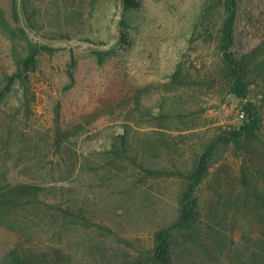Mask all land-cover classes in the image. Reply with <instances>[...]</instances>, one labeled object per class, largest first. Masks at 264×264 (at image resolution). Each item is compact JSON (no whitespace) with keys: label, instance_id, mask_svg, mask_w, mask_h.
Wrapping results in <instances>:
<instances>
[{"label":"rangeland","instance_id":"obj_1","mask_svg":"<svg viewBox=\"0 0 264 264\" xmlns=\"http://www.w3.org/2000/svg\"><path fill=\"white\" fill-rule=\"evenodd\" d=\"M15 1L0 0V10L13 27ZM138 1V7L125 9L120 0H83L86 21L77 36L52 41L42 38L51 44L76 43L54 46L57 49L52 53L41 52L35 69L2 95L0 181L69 185L95 214L127 235L146 239L156 224L174 216L178 180L146 179L140 182L144 193L126 181L111 179V174H94L91 169L71 171L63 179L53 145L56 118L63 132H72L64 139L65 146L89 154L109 149L126 124L137 135L149 136L150 128L158 125L153 115L175 108L184 115L183 121H170L169 127L161 129L180 145V155L188 160L205 136L218 126L238 122L243 110L241 101L224 85L185 88L170 83L179 62L198 80L216 64V49L204 47L200 32V37L191 40L206 0ZM235 36L234 49L240 52L263 40L264 0H238ZM24 46L0 19V92L6 90V76L17 68L15 50L22 52ZM95 51L108 53L100 57ZM71 54L76 60L72 68ZM257 89L252 87L250 98H260ZM37 159L43 160V167ZM224 159L236 166L229 153ZM46 230L44 225L0 222V259L19 240H58ZM68 238L77 247L86 241L81 234ZM93 245L91 242L84 249L89 261L97 257L89 251Z\"/></svg>","mask_w":264,"mask_h":264},{"label":"trees","instance_id":"obj_2","mask_svg":"<svg viewBox=\"0 0 264 264\" xmlns=\"http://www.w3.org/2000/svg\"><path fill=\"white\" fill-rule=\"evenodd\" d=\"M120 1L125 9L139 6L138 0ZM83 4V0H21L18 9L15 1L14 27L0 10L2 26L25 43L22 52L15 50L17 68L6 76L0 100L15 81H24L35 69L41 52L57 49L49 42L32 40L21 17L47 41L72 39L86 21ZM237 9L238 0H206L191 40L200 35L204 47L213 46L216 64L199 80L192 78L183 62L171 74L170 83L177 87L224 85L241 101L244 112L242 120L218 126L205 136L188 160L182 158L180 145L161 129L170 121H183L184 115L175 108L153 115L158 125L150 128L149 136L137 135L126 124L109 149L89 154L65 146L64 139L72 132H63L56 118L53 145L63 179L71 171L91 169L145 193L140 182L172 177L179 184L174 216L156 224L150 238L144 239L125 234L95 214L69 185L0 181V222L44 225L46 232L51 230L58 238H41L37 243L30 238L19 240L4 253L0 264H264V38L243 52L234 49ZM95 52L100 57L108 53ZM75 64L71 54L69 66ZM252 87L258 88L260 98H250ZM227 153L236 163L234 168L221 160ZM37 161L44 166L43 160ZM79 234L86 240L81 247L68 238ZM91 242L95 250L89 251L97 255L93 261L84 251Z\"/></svg>","mask_w":264,"mask_h":264},{"label":"water","instance_id":"obj_3","mask_svg":"<svg viewBox=\"0 0 264 264\" xmlns=\"http://www.w3.org/2000/svg\"><path fill=\"white\" fill-rule=\"evenodd\" d=\"M17 2H18V9H21V0H17ZM20 22H21L22 27L25 29V31L29 34V36L31 38H33L35 40H38V41H41V42H44V43H47V41H45L42 38H40L38 35H36L32 30H30L27 27L23 17H21ZM74 43H76V42L72 41V42H69V43L62 42V43H58V44H51V43H49V44L52 45V46H65V45L69 46L70 44H74Z\"/></svg>","mask_w":264,"mask_h":264},{"label":"built area","instance_id":"obj_4","mask_svg":"<svg viewBox=\"0 0 264 264\" xmlns=\"http://www.w3.org/2000/svg\"><path fill=\"white\" fill-rule=\"evenodd\" d=\"M243 117H244V112H241L239 120H242Z\"/></svg>","mask_w":264,"mask_h":264}]
</instances>
